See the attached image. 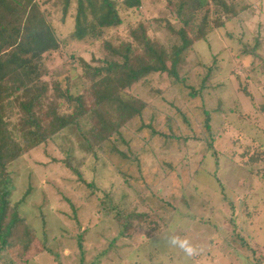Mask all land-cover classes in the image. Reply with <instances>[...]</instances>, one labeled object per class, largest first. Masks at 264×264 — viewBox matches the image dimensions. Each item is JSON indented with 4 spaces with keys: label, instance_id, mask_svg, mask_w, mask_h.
Returning <instances> with one entry per match:
<instances>
[{
    "label": "rangeland",
    "instance_id": "obj_1",
    "mask_svg": "<svg viewBox=\"0 0 264 264\" xmlns=\"http://www.w3.org/2000/svg\"><path fill=\"white\" fill-rule=\"evenodd\" d=\"M41 1L60 40L39 65L41 81L50 100L56 84L79 98L83 115L7 166V216L17 208L31 232L0 249V264H264V0H227L244 11L180 57L177 80L152 73L125 87L122 100L145 107L102 142L90 88L100 77L90 72L106 66L103 43L120 48L142 28L169 49L167 0L134 9L112 0L121 24L82 42L69 37L74 5L63 20L62 0ZM31 93L12 97V125ZM172 225L198 256L186 262L163 242Z\"/></svg>",
    "mask_w": 264,
    "mask_h": 264
},
{
    "label": "trees",
    "instance_id": "obj_2",
    "mask_svg": "<svg viewBox=\"0 0 264 264\" xmlns=\"http://www.w3.org/2000/svg\"><path fill=\"white\" fill-rule=\"evenodd\" d=\"M45 3L41 0H0V249H6L9 244H12L11 249L25 244L24 237L19 236L31 232L24 219L18 215L17 208L7 216V166L83 115L79 98L77 102L72 101L73 97L68 96V92L61 94L56 84L52 89L53 99L50 100L49 88L41 81L39 65L45 62V55L54 54L60 48L55 28L48 20L50 17L45 10ZM72 5L73 30L69 37L73 41L99 40L102 31L121 24L112 0H62L63 20L69 16ZM123 5L127 9L138 8L140 0H124ZM166 6L171 16L165 21L166 34L175 40L169 49L150 40L142 28L130 35L131 41L136 44L135 48L132 42L120 45L122 47L117 49L111 48L107 42L103 43L108 53L104 59L106 66L93 68L90 72L91 79L100 77L98 82L90 86L95 88L92 93L93 113L96 116V129H99L95 137L99 142L107 137L101 134L122 127L139 116L145 107L141 102L136 101L140 104L135 108L123 101L120 94L125 87L152 73L171 74L177 80L175 72L180 57L192 50L194 44L222 29L245 9L241 7L237 10L227 0H167ZM90 17L93 20H89ZM134 50H138L140 55L134 56ZM27 88L33 93L21 104L20 125H12L5 111L11 105L12 97ZM59 99L77 104L67 109L62 105L56 107L54 103ZM113 103L116 105L113 109L117 115L116 122H112L107 110ZM205 128L210 129L207 113ZM5 216L8 217L7 221ZM128 221L129 218L120 221V228L127 229L124 223Z\"/></svg>",
    "mask_w": 264,
    "mask_h": 264
},
{
    "label": "clouds",
    "instance_id": "obj_3",
    "mask_svg": "<svg viewBox=\"0 0 264 264\" xmlns=\"http://www.w3.org/2000/svg\"><path fill=\"white\" fill-rule=\"evenodd\" d=\"M175 225L170 226L169 231L162 237L163 242L170 247L178 248L186 258V262L200 254V248L188 237L176 235Z\"/></svg>",
    "mask_w": 264,
    "mask_h": 264
}]
</instances>
